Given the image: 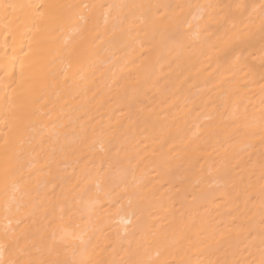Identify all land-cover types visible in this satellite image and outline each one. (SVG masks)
I'll return each mask as SVG.
<instances>
[{
	"label": "bare ground",
	"instance_id": "obj_1",
	"mask_svg": "<svg viewBox=\"0 0 264 264\" xmlns=\"http://www.w3.org/2000/svg\"><path fill=\"white\" fill-rule=\"evenodd\" d=\"M261 260L264 0H0V264Z\"/></svg>",
	"mask_w": 264,
	"mask_h": 264
},
{
	"label": "snow or ice",
	"instance_id": "obj_2",
	"mask_svg": "<svg viewBox=\"0 0 264 264\" xmlns=\"http://www.w3.org/2000/svg\"><path fill=\"white\" fill-rule=\"evenodd\" d=\"M40 7H43V5H40ZM261 264H264V260H261Z\"/></svg>",
	"mask_w": 264,
	"mask_h": 264
}]
</instances>
